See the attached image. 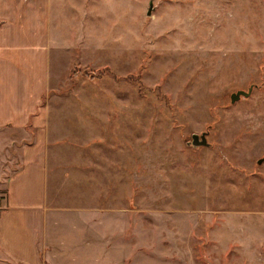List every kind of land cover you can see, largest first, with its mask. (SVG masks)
Instances as JSON below:
<instances>
[{
  "label": "rangeland",
  "instance_id": "obj_1",
  "mask_svg": "<svg viewBox=\"0 0 264 264\" xmlns=\"http://www.w3.org/2000/svg\"><path fill=\"white\" fill-rule=\"evenodd\" d=\"M52 1L42 109L62 205L108 197L126 264H264V0ZM59 218L75 253L77 214Z\"/></svg>",
  "mask_w": 264,
  "mask_h": 264
},
{
  "label": "crops",
  "instance_id": "obj_2",
  "mask_svg": "<svg viewBox=\"0 0 264 264\" xmlns=\"http://www.w3.org/2000/svg\"><path fill=\"white\" fill-rule=\"evenodd\" d=\"M52 4L0 0V264H80L87 247L96 250V264H126L124 256H115L111 249V214L118 210L109 198L104 195L102 207L74 209L63 206L58 195V144L50 132L49 112L42 109L52 58ZM11 132L14 135L8 136ZM7 144L17 155L11 161L17 168L9 174L7 159H2ZM62 213L77 214L81 223L77 229L83 244L72 245L79 253H67L72 239L56 231Z\"/></svg>",
  "mask_w": 264,
  "mask_h": 264
},
{
  "label": "water",
  "instance_id": "obj_3",
  "mask_svg": "<svg viewBox=\"0 0 264 264\" xmlns=\"http://www.w3.org/2000/svg\"><path fill=\"white\" fill-rule=\"evenodd\" d=\"M151 10H152V3H151V6L148 10V15H151ZM253 89H254V86L251 85L249 87V89L246 91V90H243V89H240V90H237L235 92H233L231 94V102L232 103H236L237 101L241 100L242 98H248L249 96H251L252 92H253ZM208 134H209V131H205L201 134H198V133H194L192 135V141H191V144L194 146V147H201V146H209L210 143L208 141ZM264 162V158H261L259 159L258 163L261 164Z\"/></svg>",
  "mask_w": 264,
  "mask_h": 264
}]
</instances>
